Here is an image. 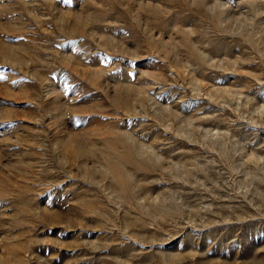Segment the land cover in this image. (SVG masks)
Here are the masks:
<instances>
[{
	"label": "rangeland",
	"instance_id": "rangeland-1",
	"mask_svg": "<svg viewBox=\"0 0 264 264\" xmlns=\"http://www.w3.org/2000/svg\"><path fill=\"white\" fill-rule=\"evenodd\" d=\"M0 264H264V0H0Z\"/></svg>",
	"mask_w": 264,
	"mask_h": 264
}]
</instances>
